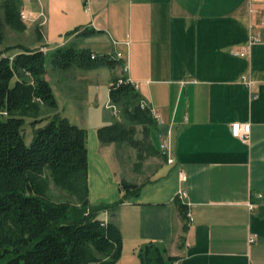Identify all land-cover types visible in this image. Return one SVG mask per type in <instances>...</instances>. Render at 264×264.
I'll use <instances>...</instances> for the list:
<instances>
[{
	"label": "crops",
	"instance_id": "1",
	"mask_svg": "<svg viewBox=\"0 0 264 264\" xmlns=\"http://www.w3.org/2000/svg\"><path fill=\"white\" fill-rule=\"evenodd\" d=\"M22 11L40 32L31 50L52 57L74 45L119 60L105 92H90L89 84L104 67L59 71L62 102L47 67L45 75L58 112L87 131L90 203L119 202L122 182L141 188L99 215L121 232L118 264H141L137 253L149 243L165 250L166 264H264V0H22ZM243 76L255 82L254 93ZM122 77L138 83L155 110L159 141L151 127L153 153L132 157L128 173L115 143L98 135L119 119L106 108ZM235 123L251 125L248 142L232 135ZM168 134L174 164L160 152ZM183 190L193 218L186 227L175 202Z\"/></svg>",
	"mask_w": 264,
	"mask_h": 264
},
{
	"label": "trees",
	"instance_id": "2",
	"mask_svg": "<svg viewBox=\"0 0 264 264\" xmlns=\"http://www.w3.org/2000/svg\"><path fill=\"white\" fill-rule=\"evenodd\" d=\"M21 5L22 0H5L8 25L24 28ZM91 56L87 49L65 45L55 49L52 58L62 70L113 68L119 62L108 55L94 60ZM45 75L46 56L41 50L22 49L12 60L0 53V264H118L123 250L121 232L99 215L139 196L141 188L122 182L124 195L119 202L90 203L87 131L58 112ZM118 80L112 82L110 101L122 108L126 123L99 129V139L106 145L137 147L141 143L134 139V126L143 125L148 139L155 120L148 108H141L143 98L138 91L126 82L118 85ZM42 108L51 114L38 119ZM27 117L34 118L30 145L23 129ZM147 150L153 153L150 144ZM49 180L71 194L75 203L51 200ZM175 202L186 221L187 206L179 198ZM137 254L141 264H166L168 260L165 250L155 243L143 246Z\"/></svg>",
	"mask_w": 264,
	"mask_h": 264
},
{
	"label": "rangeland",
	"instance_id": "3",
	"mask_svg": "<svg viewBox=\"0 0 264 264\" xmlns=\"http://www.w3.org/2000/svg\"><path fill=\"white\" fill-rule=\"evenodd\" d=\"M4 2L5 0H0V53H3L4 56L7 57V55L9 56L15 53L22 52V49L31 50V47H33V45H35L37 42L40 41L39 40L40 32L38 31V29H36L35 26H30V21L32 20L30 15H29V18L24 21L20 19L24 28H21V27L17 28V27L8 25L5 22L4 7H3ZM21 12H22V5L20 6V9H19L20 18H21V15H20ZM51 60H52L51 54L46 56V67L48 70V79L50 80V83L54 87L56 93L59 95V100L62 102L63 96H61L60 91L58 89L59 86H57V74L59 71H62V69H59L54 64H52ZM98 72H99L98 81L96 82V80H92L89 83L91 86L90 92L94 90L96 91L97 88H98L97 91L105 92L107 90V86H108V83L110 82V79L114 75L113 70L108 67H104ZM39 103L43 104L42 102H39ZM115 107L117 109V114L119 116L118 117L119 119H117L118 120L117 122L126 123V120H125L126 118L124 117L122 108L118 105H116ZM95 109L96 107L92 111H95ZM102 109L104 110V104L102 106ZM106 109H108V114L113 112V109L111 108H106ZM50 112L51 111L49 109L42 108V112L40 114V117H38V119L47 118L48 117L47 115L51 114ZM66 113H68V110H66ZM33 120L34 118L32 117H27L25 119V125L23 129H24V135H25V142L27 145L31 144L33 137H34V127L33 125H31ZM144 131H145V127L143 125L138 124L134 126V139L135 141L141 143V145L137 147L133 145H128L126 143L113 144L117 152L116 156H118L119 161L123 163V166H126L125 168L126 173L129 172L128 169L131 166L132 157L135 160L143 161L145 159H149V155H151L149 154V150H147V145L152 144V143L150 139H145ZM153 142L157 147H159L158 137L154 129H153ZM48 186L49 187H48L47 193H48V197L51 200L55 202L75 203V198L71 194H69L65 190H62L56 187L51 180L48 181ZM187 212H188V207H187Z\"/></svg>",
	"mask_w": 264,
	"mask_h": 264
},
{
	"label": "built area",
	"instance_id": "4",
	"mask_svg": "<svg viewBox=\"0 0 264 264\" xmlns=\"http://www.w3.org/2000/svg\"><path fill=\"white\" fill-rule=\"evenodd\" d=\"M85 3L86 5L89 4V0H85ZM21 19L22 21L26 20L29 18V14H27L26 12L22 11L21 12ZM254 41V40H253ZM43 52L46 53V50L43 49ZM248 48L247 49H244L242 50L240 53H238L239 56H247L248 55ZM96 55L95 54H92L91 58L94 60L96 59ZM128 71V66H126L124 68V73H127ZM123 82H126V83H129L130 85H132L136 90L139 89V84L134 82L133 80H131L130 78L128 77H122V78H119L118 80V85L119 84H122ZM242 83L246 86V88L253 92L254 93V85H255V82L252 81L251 79H249L248 77L246 76H243L242 77ZM112 86V85H111ZM254 97H256L257 95H253ZM39 102L40 99H38ZM108 108H111L113 109V111L115 112V114H117V109L114 105H112L111 101L110 103L108 104ZM141 108L142 109H146L148 108L150 110V113L153 117L156 116V112L155 110H153V108H151L147 102L145 100H142L141 102ZM231 132H232V135L238 139H240L241 141L243 142H248L249 139H250V135H251V125L250 124H240V123H235V124H232L231 125ZM170 134H168L166 137L163 138L162 140V143L160 145V152L163 156L166 157L167 159V162L169 164H174L175 163V159H174V155H173V150L171 148V143H170ZM181 178L184 180L185 179V175H184V172L181 171ZM180 199V201L185 204L188 208H189V205L186 203V199H187V192L186 191H181L179 194H178V197ZM250 209H253L254 206L253 205H250L249 206ZM193 222V218H192V214L190 213V211L188 210L187 212V218H186V224L189 225ZM253 240H251L252 242Z\"/></svg>",
	"mask_w": 264,
	"mask_h": 264
}]
</instances>
